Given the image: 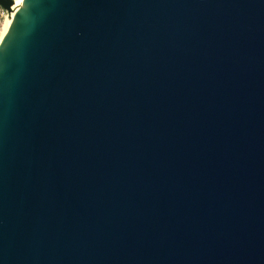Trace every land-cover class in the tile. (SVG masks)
Segmentation results:
<instances>
[{"label": "water", "instance_id": "95a60500", "mask_svg": "<svg viewBox=\"0 0 264 264\" xmlns=\"http://www.w3.org/2000/svg\"><path fill=\"white\" fill-rule=\"evenodd\" d=\"M0 264H264V0H3Z\"/></svg>", "mask_w": 264, "mask_h": 264}, {"label": "bare ground", "instance_id": "6f19581e", "mask_svg": "<svg viewBox=\"0 0 264 264\" xmlns=\"http://www.w3.org/2000/svg\"><path fill=\"white\" fill-rule=\"evenodd\" d=\"M23 1L24 0H18L16 2L17 7H20L22 5ZM10 25H11V20L7 19L6 24H5L4 28H3L2 37H0V43L3 41L4 37L6 36Z\"/></svg>", "mask_w": 264, "mask_h": 264}, {"label": "rangeland", "instance_id": "374dc122", "mask_svg": "<svg viewBox=\"0 0 264 264\" xmlns=\"http://www.w3.org/2000/svg\"><path fill=\"white\" fill-rule=\"evenodd\" d=\"M7 13L3 12L1 13L0 15V37H2V32H3V28L6 24V21H7Z\"/></svg>", "mask_w": 264, "mask_h": 264}, {"label": "snow or ice", "instance_id": "6c2138e0", "mask_svg": "<svg viewBox=\"0 0 264 264\" xmlns=\"http://www.w3.org/2000/svg\"><path fill=\"white\" fill-rule=\"evenodd\" d=\"M3 6H4V4H3V0H0V9H2Z\"/></svg>", "mask_w": 264, "mask_h": 264}, {"label": "built area", "instance_id": "2783aa9c", "mask_svg": "<svg viewBox=\"0 0 264 264\" xmlns=\"http://www.w3.org/2000/svg\"><path fill=\"white\" fill-rule=\"evenodd\" d=\"M15 3L18 1V0H13ZM4 11L2 10V9H0V15H1V13H3ZM7 19H8V17H7Z\"/></svg>", "mask_w": 264, "mask_h": 264}]
</instances>
